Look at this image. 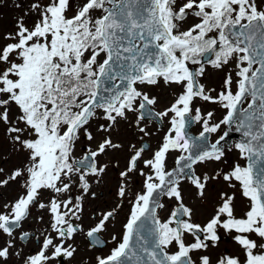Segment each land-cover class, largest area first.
I'll list each match as a JSON object with an SVG mask.
<instances>
[{"label":"snow or ice","instance_id":"snow-or-ice-1","mask_svg":"<svg viewBox=\"0 0 264 264\" xmlns=\"http://www.w3.org/2000/svg\"><path fill=\"white\" fill-rule=\"evenodd\" d=\"M29 15L35 16L31 26L25 23ZM14 27L0 33V126L12 151L26 159L10 173L0 167V189L17 181L23 189L0 205V233L9 238L0 245V264L12 257L19 264L74 258L78 249L72 241L83 231L75 221L82 218L85 196H96L93 183L109 169L97 158L125 147L112 137L120 121L143 140L152 134L143 122L153 117L168 118L162 142L150 158L146 144H128L131 155L119 171L120 202L95 213L97 222L86 232L91 246H100L99 234L131 196L122 235L111 237L115 247L96 256L95 264H213L208 254L196 259L192 254L218 246L221 230L232 235L243 259L224 255L215 264H264V0H30ZM205 63L217 70L234 65L219 92L199 82ZM161 80L181 91L170 106L154 111L157 97L146 89ZM197 98L219 105L223 118L216 121L214 111L194 108ZM93 121H104L96 129L103 133L98 140L90 131ZM192 123L201 125L198 136L190 135ZM222 126L223 134L210 142ZM233 131L241 139L228 145ZM81 137L95 141V148L77 159ZM232 149L243 164L196 173L195 165L226 163ZM170 152L180 155L178 167L167 170ZM137 172L144 177L143 191L132 193ZM185 180L202 201L212 181L222 180L233 191L220 192L213 214L198 223L195 208L185 203ZM74 187L80 190L75 197ZM45 191L51 194L47 202ZM237 191L247 201L240 215ZM161 197L176 202L166 219L158 211L165 208ZM33 207L50 216L39 237L22 230ZM189 235L193 242H187ZM31 239L40 242L39 251L25 255L17 240Z\"/></svg>","mask_w":264,"mask_h":264},{"label":"rangeland","instance_id":"rangeland-1","mask_svg":"<svg viewBox=\"0 0 264 264\" xmlns=\"http://www.w3.org/2000/svg\"><path fill=\"white\" fill-rule=\"evenodd\" d=\"M17 2L22 3L23 7L19 9L16 8L15 4ZM29 3L30 0H0V33L15 31L14 25L16 19L24 15V11L27 9ZM34 20L35 16L33 15L25 17V23L29 26H31ZM192 22H194V19L190 18L189 23ZM196 66L197 68L199 67L198 65ZM230 68H234V65H229L223 70H217L210 64L205 65V73L203 77L199 79V82L205 86L206 90L209 88H215L217 92H219L222 88L223 79ZM146 90L149 92L150 96L157 97L158 102L153 106L156 111H162L164 108L170 106V104L174 101L175 96L181 91V89L175 85L166 86L162 80L157 86H150ZM215 94L216 93H213V95ZM193 107H200L201 110L205 112L209 110L214 111L216 121H219L225 115V110L222 109L219 105L205 102L199 98L194 101ZM130 119H134V117H130ZM103 122L104 121H93L91 123L90 131L93 132L97 140L101 135H103V133L97 134L96 129L98 127V124ZM143 123L147 124L148 131L152 134L150 136L144 137L143 140H141L142 134H140L135 128L129 127L126 122L120 121L117 125V130L112 132V137L114 141L123 143L125 147L120 151H112L107 155H102L97 158L100 163H108L109 169L107 174L99 184L93 183L92 185L91 191H94L96 193L95 198H92L91 195L85 196L84 212L82 214V218L80 221H75L82 226L83 231L77 233L72 241V243H74V245L77 247L78 251L75 254L74 258H71V260L68 261L67 264H95L96 256L107 255L110 250L115 247V242L112 241L111 237L115 235L119 239L122 235L123 224L126 222L131 208V196L122 202V207L118 210V214L111 221V223H109L107 229L101 233V236L103 238L109 239V248L104 250H97L95 248H92L88 242L86 232L97 222L94 216L95 213H103L105 211L111 210L116 207L118 202H120L116 194L118 185L120 183L119 171L125 169L128 158L131 155L128 150V144L132 143L137 147H140L144 142L149 143V148L151 150H146L145 158H150L152 152L155 151L159 144L162 142V139L169 127L168 118L164 119L163 127L158 126V124L154 121H145ZM224 129L225 128L222 126L220 132L212 134V140H216L218 136L223 133ZM194 131L196 134H199V132L201 131V125L199 123L195 126ZM84 145L87 146V148L92 147L94 149L95 141L89 142L86 138L81 137L74 152L76 158H80L83 156L84 152L82 150V146ZM179 155L180 153L178 152L169 153L166 162L167 170H170V168L174 166L176 158ZM3 157H9V159L4 160ZM234 157L236 158L235 161H240L239 153L235 149L230 153H227L226 163H202L196 167V173L201 174L207 172L211 175L213 171L217 169L229 170V168L232 167L230 159ZM25 159V153H15L12 151V146L10 145L8 138L5 135V128L3 126H0V167H3L6 173H10L14 167L21 166ZM117 164L118 167H115V165ZM139 167H144L142 161L139 163ZM144 171L148 172L149 170L145 168ZM143 182L144 177L140 176L138 172L132 174V181L130 184L132 193L143 191ZM16 183L17 185L11 191L10 188ZM21 183L22 181H17L15 183H11L9 186L4 187L3 189H0V205L5 203L6 201L14 200L23 192V189L20 187ZM181 187L184 191L185 203L195 208V215L193 219L198 223H204L213 214L215 206L219 202L220 192L233 191L232 189L228 188L227 184L222 180L212 181L210 182L208 187L207 198L202 201L196 197L195 188L186 180L182 181ZM50 195L51 194L49 192H43V202H47ZM71 195L73 197L80 195V190L74 187ZM239 199H241V196L239 194V191H237L235 206L238 204ZM175 203V200H169L166 198L164 203L165 208L160 210L161 219H166L168 217ZM40 216L44 217L43 221H40L39 219H33L34 217ZM49 218L50 216L46 211L40 210L37 207H33L31 216L29 217L27 222L23 224L22 230L33 232L35 236L39 237L40 233L48 228L47 224L49 223ZM20 231L21 230H17V232L15 233L17 237L19 236ZM7 239L9 238L6 236V234L0 233V245H3ZM186 240L189 243L193 242V237L189 235L186 237ZM35 241L36 239H31L27 243H23L17 240V247H22L25 255L35 254L39 251L40 243L38 241V243L34 244ZM217 248L218 247H209V249L205 253H194L193 259L202 254L211 255L212 253H215V250ZM171 250L175 251V248H172ZM8 264H19V262L17 261L16 257H12L9 260Z\"/></svg>","mask_w":264,"mask_h":264},{"label":"flooded vegetation","instance_id":"flooded-vegetation-1","mask_svg":"<svg viewBox=\"0 0 264 264\" xmlns=\"http://www.w3.org/2000/svg\"><path fill=\"white\" fill-rule=\"evenodd\" d=\"M235 210H236L237 215H240L243 213L245 208H241L240 206H236ZM216 253H217V256L211 257L213 264H215V262L218 258H220L224 255H232V256L239 255L241 257V259H243V253H242L239 245H237L235 243V241L232 239V235L231 234H225L222 230H221V241L218 244V248L216 250Z\"/></svg>","mask_w":264,"mask_h":264},{"label":"water","instance_id":"water-1","mask_svg":"<svg viewBox=\"0 0 264 264\" xmlns=\"http://www.w3.org/2000/svg\"><path fill=\"white\" fill-rule=\"evenodd\" d=\"M153 118H155V117H153ZM191 126V125H190ZM234 137H236L238 140L239 139H241V136H240V134L239 133H230V136H229V138L227 139V141H228V143L230 144L231 143V141H232V139L234 138ZM177 167H178V165H177ZM176 167V168H177ZM187 171V170H186ZM161 199V198H160ZM101 246V245H100Z\"/></svg>","mask_w":264,"mask_h":264},{"label":"bare ground","instance_id":"bare-ground-1","mask_svg":"<svg viewBox=\"0 0 264 264\" xmlns=\"http://www.w3.org/2000/svg\"><path fill=\"white\" fill-rule=\"evenodd\" d=\"M1 195V194H0Z\"/></svg>","mask_w":264,"mask_h":264}]
</instances>
